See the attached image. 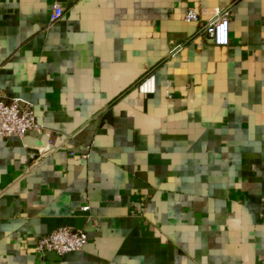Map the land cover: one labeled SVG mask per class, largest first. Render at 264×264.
Wrapping results in <instances>:
<instances>
[{"label": "crops", "instance_id": "crops-1", "mask_svg": "<svg viewBox=\"0 0 264 264\" xmlns=\"http://www.w3.org/2000/svg\"><path fill=\"white\" fill-rule=\"evenodd\" d=\"M0 96L45 132L0 138V264H264V0H0Z\"/></svg>", "mask_w": 264, "mask_h": 264}, {"label": "built area", "instance_id": "built-area-1", "mask_svg": "<svg viewBox=\"0 0 264 264\" xmlns=\"http://www.w3.org/2000/svg\"><path fill=\"white\" fill-rule=\"evenodd\" d=\"M63 13L64 8L55 2L51 7L49 21L51 23L56 22ZM231 17V11L226 10L214 19L205 22L191 38V42L198 48L207 43L217 47L228 46ZM184 19L198 22L197 14L192 10L185 14ZM152 81L151 77L145 79L139 90L145 93L153 92ZM43 134L45 132L36 122L35 108L32 104L14 97L4 98L0 96V138L18 137L22 139L26 136L38 137ZM30 158L34 159L35 154L30 153ZM86 209L87 207L83 208V210ZM87 242L88 238L84 230L61 227L37 238L35 250L41 258H45L49 253L63 257L66 254L82 251Z\"/></svg>", "mask_w": 264, "mask_h": 264}, {"label": "water", "instance_id": "water-1", "mask_svg": "<svg viewBox=\"0 0 264 264\" xmlns=\"http://www.w3.org/2000/svg\"><path fill=\"white\" fill-rule=\"evenodd\" d=\"M22 141L28 147H32V148H39L42 145L41 141L37 137L26 136V137L22 138ZM49 254H53L54 255V253H49Z\"/></svg>", "mask_w": 264, "mask_h": 264}]
</instances>
